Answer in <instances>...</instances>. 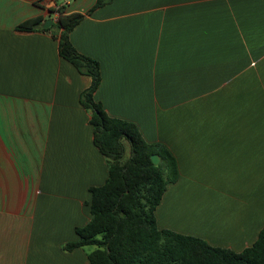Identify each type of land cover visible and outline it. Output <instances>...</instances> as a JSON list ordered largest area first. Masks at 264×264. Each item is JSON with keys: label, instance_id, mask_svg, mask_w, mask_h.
<instances>
[{"label": "crops", "instance_id": "crops-1", "mask_svg": "<svg viewBox=\"0 0 264 264\" xmlns=\"http://www.w3.org/2000/svg\"><path fill=\"white\" fill-rule=\"evenodd\" d=\"M96 3L0 0V264H90L94 250H66L109 162L81 101L92 78L59 53L60 14L84 15L69 40L99 64L95 101L176 161L158 228L251 247L264 228V0ZM34 19L53 24L18 29Z\"/></svg>", "mask_w": 264, "mask_h": 264}, {"label": "trees", "instance_id": "trees-1", "mask_svg": "<svg viewBox=\"0 0 264 264\" xmlns=\"http://www.w3.org/2000/svg\"><path fill=\"white\" fill-rule=\"evenodd\" d=\"M109 1L97 0L94 8ZM83 17L78 13L58 16L62 28L59 53L81 74L92 78L81 101L92 113L94 144L109 162V178L103 186L90 190L91 220L77 229L79 240L68 244L66 250L94 248L88 256L90 264H264V228L257 241L240 253L158 228L155 210L167 184L177 176L176 161L165 148L147 144L136 125L111 118L95 101L94 93L101 83L99 64L80 54L69 40ZM42 25V20L34 19L18 29L50 30ZM153 154L161 159L158 166L151 160Z\"/></svg>", "mask_w": 264, "mask_h": 264}, {"label": "water", "instance_id": "water-1", "mask_svg": "<svg viewBox=\"0 0 264 264\" xmlns=\"http://www.w3.org/2000/svg\"><path fill=\"white\" fill-rule=\"evenodd\" d=\"M52 24H53V19H48L44 22V24L42 25V28L48 29ZM151 160L155 166H158L161 162V159L157 154H153L151 156Z\"/></svg>", "mask_w": 264, "mask_h": 264}, {"label": "rangeland", "instance_id": "rangeland-1", "mask_svg": "<svg viewBox=\"0 0 264 264\" xmlns=\"http://www.w3.org/2000/svg\"><path fill=\"white\" fill-rule=\"evenodd\" d=\"M129 153H130V149H129V146L126 144V157L129 156ZM168 173V171H167Z\"/></svg>", "mask_w": 264, "mask_h": 264}, {"label": "built area", "instance_id": "built-area-1", "mask_svg": "<svg viewBox=\"0 0 264 264\" xmlns=\"http://www.w3.org/2000/svg\"><path fill=\"white\" fill-rule=\"evenodd\" d=\"M49 1L53 2V1H57V0H49ZM58 1L67 2L68 0H58Z\"/></svg>", "mask_w": 264, "mask_h": 264}]
</instances>
